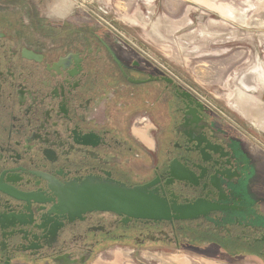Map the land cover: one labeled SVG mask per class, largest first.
<instances>
[{
    "label": "flooded vegetation",
    "instance_id": "flooded-vegetation-1",
    "mask_svg": "<svg viewBox=\"0 0 264 264\" xmlns=\"http://www.w3.org/2000/svg\"><path fill=\"white\" fill-rule=\"evenodd\" d=\"M13 11L0 10V189L23 201L0 191V264H92L115 249L264 264V153L117 36L79 27L44 43ZM119 186L145 187L170 217L78 213L61 200Z\"/></svg>",
    "mask_w": 264,
    "mask_h": 264
},
{
    "label": "rangeland",
    "instance_id": "rangeland-1",
    "mask_svg": "<svg viewBox=\"0 0 264 264\" xmlns=\"http://www.w3.org/2000/svg\"><path fill=\"white\" fill-rule=\"evenodd\" d=\"M4 9L33 26L31 37L44 43L70 42L79 27L117 36L160 62L264 153L261 123L254 125L243 107L235 106L237 91L245 89L238 76L264 62V0H0ZM259 81L256 95L249 92L264 108V79ZM92 264L225 263L185 252L131 257L115 249Z\"/></svg>",
    "mask_w": 264,
    "mask_h": 264
},
{
    "label": "water",
    "instance_id": "water-1",
    "mask_svg": "<svg viewBox=\"0 0 264 264\" xmlns=\"http://www.w3.org/2000/svg\"><path fill=\"white\" fill-rule=\"evenodd\" d=\"M145 187H133L127 188L124 186H119L118 188H114L113 192H86L83 196V193L76 191H70L62 195L61 200L63 202H70L74 203L76 207V211L78 213L84 212L86 210H95V209H103V210H114L118 213H128L134 216H144L148 218H169L170 212L169 208L161 202L157 200L156 197L153 195L152 192L146 193ZM1 192H4L10 197L15 198L16 200L23 201V199H19V197L15 196L14 194L0 189ZM146 195L147 200L149 201V206L146 208V212L138 213L135 212L142 203L140 202V197ZM89 201L93 203L91 205L88 204ZM102 201L101 204L97 202ZM79 208L77 209V207ZM85 206V208H83ZM209 206L201 207V208H193V207H186V208H173V217L177 219H187V218H196L201 214H205L208 210H210ZM67 211V209H64ZM77 213V214H78ZM1 222H7L8 224L1 223L2 227L8 228L11 225L9 221L5 220ZM13 246L15 245L14 238H9V241Z\"/></svg>",
    "mask_w": 264,
    "mask_h": 264
},
{
    "label": "bare ground",
    "instance_id": "bare-ground-1",
    "mask_svg": "<svg viewBox=\"0 0 264 264\" xmlns=\"http://www.w3.org/2000/svg\"><path fill=\"white\" fill-rule=\"evenodd\" d=\"M257 57L259 58L256 54V58ZM259 73L261 74L259 75ZM261 79H264V62L258 60V65L256 67H251L238 76L237 84L243 86L245 89H239L237 91V103L235 106H242L247 116L254 121V125L261 123L259 127L264 130V108L260 106L259 100L254 96L256 95V89L260 87L259 80ZM251 90L255 93L254 95L249 92ZM261 90L263 91V89ZM254 118H258V123Z\"/></svg>",
    "mask_w": 264,
    "mask_h": 264
}]
</instances>
